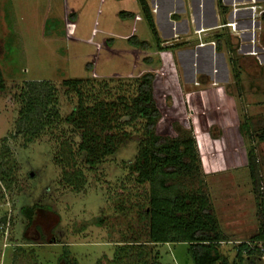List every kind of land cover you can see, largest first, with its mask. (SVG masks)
<instances>
[{"label": "rangeland", "instance_id": "374dc122", "mask_svg": "<svg viewBox=\"0 0 264 264\" xmlns=\"http://www.w3.org/2000/svg\"><path fill=\"white\" fill-rule=\"evenodd\" d=\"M145 1L157 39L140 0H0V163L11 177L0 182V264H59L63 250L70 264L73 258L115 264L118 241L143 240L148 230L139 213L142 192L127 182L120 190L141 120L126 127L130 137L113 155L83 170L85 184L74 191L52 160V140L69 127L61 123L30 142L16 133L15 96L28 80L53 83L65 117L75 104L61 85L65 79L105 81L115 98L134 96L136 83L151 75L160 100L157 133L194 140L197 170L178 183L209 197L226 239L220 253L231 260L264 224V0ZM132 37L147 46L132 45ZM250 149L260 171L258 193ZM33 204L39 208L28 223L20 209ZM146 247L148 262L158 255L159 264H192L184 243ZM250 261L242 264H264Z\"/></svg>", "mask_w": 264, "mask_h": 264}, {"label": "trees", "instance_id": "16d2710c", "mask_svg": "<svg viewBox=\"0 0 264 264\" xmlns=\"http://www.w3.org/2000/svg\"><path fill=\"white\" fill-rule=\"evenodd\" d=\"M140 3L147 24L157 39L146 1L140 0ZM130 40L132 45L147 46L134 37ZM220 45L217 41L219 48ZM61 85L65 93L75 99L65 117H61L57 108V87L53 83L46 80L25 81L20 94L15 96L20 103L15 128L17 134H22L30 142L61 123L69 127L63 129L62 137L52 140L56 144L52 160L61 169L64 182L74 191H79L80 186L85 184L83 170L94 171L130 137L131 132L126 127L133 126L138 120L142 122L136 154L133 162L125 167L127 173L120 190L130 183L131 187L142 192L139 213L142 219L147 220L148 230L143 240L135 237L118 241L113 256L115 264H123L127 258H133V264H159L158 255L149 262L144 258L149 254L147 243H184L192 264H242L245 259L250 261L251 257L264 260V224L249 242L236 246L230 260L219 251V244L226 239L209 197L200 188L179 187L180 178L189 177L197 170L195 143L191 137H169L157 133L156 125L161 117L160 100L155 96L151 75H143L136 83L134 96L121 93L113 98L109 91L105 92V81L95 86L88 79H65ZM117 87L123 90L122 85ZM259 139L264 141V128ZM248 154L253 191L258 193L261 183L259 166L253 149ZM75 163L79 166L74 171H64V166ZM9 181L10 173L0 163V182L6 184ZM38 208V204H33L22 207L20 211L31 223ZM259 217L264 220L263 210L259 211ZM67 257L63 250L57 261L59 264H70ZM72 260V264H77L74 258Z\"/></svg>", "mask_w": 264, "mask_h": 264}]
</instances>
